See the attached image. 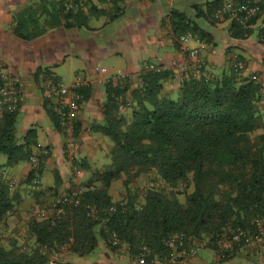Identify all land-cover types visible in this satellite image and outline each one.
Masks as SVG:
<instances>
[{
  "label": "trees",
  "instance_id": "trees-1",
  "mask_svg": "<svg viewBox=\"0 0 264 264\" xmlns=\"http://www.w3.org/2000/svg\"><path fill=\"white\" fill-rule=\"evenodd\" d=\"M88 1L36 0L17 12L13 33L30 40L57 26L87 25ZM100 1L111 2L119 10L125 2ZM223 2L194 4L195 17L213 25L229 20L231 39L256 36L264 44V12L245 24L213 18L214 9ZM93 9L104 14L102 8ZM169 29L178 47L180 34L187 31L205 42L212 38L176 9L170 12ZM235 60L242 61L236 57L217 72L208 70L204 60L197 67L194 63L181 71L172 91L166 84L175 81V71L164 64L157 65H163L158 70L144 67L133 81L132 76L106 80L103 122L94 130L111 139L106 152L111 162L107 168L90 169L83 160H73L90 171L80 183L77 205L59 201L62 180L54 170L49 187L54 202L42 206L43 216L32 214L36 207H31L23 229L11 226L18 206L15 183L10 185L0 164V264H51L50 249L64 246L70 253L87 255L99 239L115 250L120 246L133 254L144 250L147 259L164 257L169 249L163 239L174 233H182L186 244L206 241V246L216 249L214 232L226 223L244 224L256 215L264 204V81L259 74L245 71L243 61V67L236 69ZM43 71L52 81L59 80ZM78 90L80 106L89 98L90 87L86 83ZM47 112L64 134L52 103ZM16 115V111L3 113L0 118V154L6 155L8 166L30 161L24 181L31 192L41 195L31 183L39 180L49 153L33 152L37 143L31 130L18 137ZM80 132L75 118L74 136ZM115 179L123 186L117 199L109 193ZM144 179L141 185L132 184ZM120 198L124 206L111 211ZM111 232L119 238L118 247L109 243Z\"/></svg>",
  "mask_w": 264,
  "mask_h": 264
},
{
  "label": "crops",
  "instance_id": "crops-1",
  "mask_svg": "<svg viewBox=\"0 0 264 264\" xmlns=\"http://www.w3.org/2000/svg\"><path fill=\"white\" fill-rule=\"evenodd\" d=\"M34 1L0 0V69L8 70L19 76L22 81L21 100L16 110L18 113L16 125L17 128L20 127L19 138L22 139V136L31 130L33 139L37 143L36 146H32L33 152L40 153L39 147H46L49 150L39 176L38 191H42L41 195L31 192L28 183L24 181L32 167L30 161L11 165L9 171L5 172L7 179L15 178L16 180L13 189L18 206L17 212L12 215L11 224L16 229L27 219L28 210L33 207V202L41 203L40 208H43L44 204L54 202L53 195L49 194L51 193L49 187L54 181V170H57L61 176L59 192H63L80 184L90 174L89 170H82L83 168L77 163H73L74 159L83 160L90 169L108 167L109 162L105 159L102 166L97 165L100 154L106 155L108 143L94 130L96 125L103 122L101 107L105 99L103 83L106 80L132 76L133 81L145 66L164 64L171 66L175 71V81L166 84V88L172 91L176 90V80L181 71L190 69L194 64L187 54L181 52L169 29V15L173 9L185 14V10L179 7L184 0H125L121 10L111 2L89 0L88 6L84 7L87 25H75L71 28L57 26L46 30L36 38L26 40L16 36L12 29L17 12ZM207 1L210 0H189L192 7L194 4ZM94 6L102 8L104 14L95 12ZM96 16L98 18L95 24L93 18ZM100 16L103 18L100 19ZM125 18L129 20L128 23L126 22V26H130L127 28L128 32H122L125 26L115 29L113 33L106 31L111 24ZM209 32L212 35L210 42L198 38L199 41L191 40L188 43L190 48L199 47V56L206 62L208 70L221 71L238 57L245 64V71L259 74L260 79L264 81V44L256 36L244 40L231 39L227 31L225 34L221 32L219 36L215 30ZM115 57H122L124 60L123 65L118 62L117 66H114L121 69V73L102 80L95 74V65L107 58ZM68 58H75L79 64L84 65L89 76L86 77L83 74V78L90 87V96L79 106L75 117L80 121L81 132L79 136H74V146L71 151L66 149L65 135L54 125L48 115L47 109L51 106V97L45 84L51 80V77L43 73V70L47 69L53 76L62 80L57 70ZM102 69H104V71L101 70L102 72L106 71L104 67ZM44 178L47 180L46 183ZM97 248L99 251L96 255H90L91 252L83 256L70 253L67 249L60 254L58 260L51 261V264L67 262L71 264H138L135 254L112 249L103 240L98 243ZM263 248L264 244L255 245L249 249H239L225 260H231L240 251L261 252ZM198 252L187 260L179 259L175 264H205V259L197 256ZM73 256L77 258L76 261L73 260ZM124 256H127L128 260H124Z\"/></svg>",
  "mask_w": 264,
  "mask_h": 264
},
{
  "label": "built area",
  "instance_id": "built-area-1",
  "mask_svg": "<svg viewBox=\"0 0 264 264\" xmlns=\"http://www.w3.org/2000/svg\"><path fill=\"white\" fill-rule=\"evenodd\" d=\"M86 1V0H84ZM264 12V0H224V2L214 9L212 17L223 20L225 17L235 20L239 24L247 23L254 16ZM190 40L199 41L192 32L187 31L179 36L180 50L187 54L195 63L200 65L203 59L199 56V47L190 48ZM166 66V65H164ZM233 66L236 69L243 67V62L235 60ZM162 66L147 65L145 68L157 69ZM104 71V69H102ZM86 80L81 75H76L74 80L65 86L62 80L46 82L45 86L51 97V103L54 111L59 115V123L63 127L65 135V145L68 151L74 146V120L79 109V100L82 94L78 90L86 84ZM22 86L21 78L8 70L0 69V118L3 113L15 112L20 104V89ZM40 153L48 154L46 147H39ZM31 161L35 162L36 157L31 155ZM16 182L15 178H10L11 186ZM34 189L39 188L38 178H34L31 183ZM82 187L80 184L64 190L60 193L59 201L66 204L77 205L80 201ZM124 199L120 198L117 205H111L110 210L114 211L117 207H123ZM37 216H43L45 210L37 207L33 213ZM216 246L218 258L225 259L236 249L251 248L255 245L264 244V204L260 207L256 215L244 224L226 223L223 227L213 233V241ZM109 243L111 246H119V238L115 232L110 233ZM163 243L168 247L169 253L164 257L147 259L144 250L138 252L135 260L138 264H175L179 259L187 260L196 255L200 248L206 246V241L185 243V236L182 233H174L163 239ZM67 250L64 246L60 250L50 249L49 254L51 261L59 259L60 254ZM118 251H124V247L117 248ZM70 264V263H66Z\"/></svg>",
  "mask_w": 264,
  "mask_h": 264
},
{
  "label": "rangeland",
  "instance_id": "rangeland-1",
  "mask_svg": "<svg viewBox=\"0 0 264 264\" xmlns=\"http://www.w3.org/2000/svg\"><path fill=\"white\" fill-rule=\"evenodd\" d=\"M36 1V0H35ZM203 4V3H202ZM204 5V4H203ZM181 9L185 10V14L194 19L203 29L207 30V31H212L215 30L217 31V36H219L221 34V32H223L224 34L227 31V26L229 24V20H223L222 22H220L219 24L213 25L210 22H208L207 20H205L203 17H195V10L194 8L191 6L189 0H184L181 1V6H179ZM98 16L93 18V22L96 24V20H97ZM103 17L100 16V19H102ZM126 22L128 23L129 20H127V18L125 19H120L118 21H116L115 23L111 24V26H109V28H107L108 30H106L107 32L113 33L115 31V29H118L119 27L125 26L122 30L123 33L128 32L130 26L128 25V27L126 26ZM105 31V32H106ZM101 40L103 41V38L101 37ZM100 41V40H99ZM98 41V42H99ZM191 41V40H190ZM189 43V42H188ZM120 63V65H123L124 60L122 59V57H115L114 59L112 58H107L106 60H104L103 62L98 63L97 65H95V74L97 76H99V78H101L102 80H104L105 78L108 77H112L115 74L121 73V69L115 68L114 66H117V63ZM119 66V65H118ZM102 67L105 68V72H102ZM114 67V68H113ZM58 74L61 76L62 78V82L65 86L69 85L71 83V81L74 80L76 75H81L88 77V72L85 69L84 65L79 64V61L76 60L75 58H68L65 63H63L59 69L57 70ZM18 114V113H17ZM17 118L19 119V115L17 116ZM16 133L18 135V137L20 136L18 131L20 130V127L16 125ZM104 137V141H107V143H111V139L107 136H103ZM100 158L99 161L97 163V165L102 166L104 163V159L107 160L108 162H111V157L110 155L107 156L103 153L100 154ZM6 155L4 154H0V164L2 165V168L4 170V172L9 171V166L4 164L6 162ZM95 160V159H94ZM27 160H22L18 163H26ZM85 172V171H84ZM6 174V173H5ZM47 180L46 178H44V183H46ZM145 182V179L142 181V183H138L136 180L132 181V184H134V186L137 185H141ZM44 186V184H43ZM42 186V187H43ZM123 186H122V181L115 179L111 182V185L109 187V193L112 195L113 198H116L119 196L120 191L122 190ZM27 199V198H26ZM30 199V197H29ZM41 204V203H40ZM39 203H34L33 202V207H39L40 206ZM51 204V203H50ZM46 205L47 207L50 205ZM30 205V204H27ZM45 206V207H46ZM12 224V221L10 222ZM16 228V227H15ZM18 229H23V224H21ZM102 241V239H99V242ZM98 246V245H97ZM99 248H95L92 253L90 255H96V253H98ZM198 257H202L205 259L206 263L205 264H264V248L261 250V252H258V250H250L249 253H245L244 251H240V253H237L236 255H234L231 260H223L221 262H219L218 260V256H217V252L215 249L208 247V246H204L202 248L199 249L198 252ZM76 257L73 256V260L76 261ZM124 260H128L127 256H124Z\"/></svg>",
  "mask_w": 264,
  "mask_h": 264
}]
</instances>
